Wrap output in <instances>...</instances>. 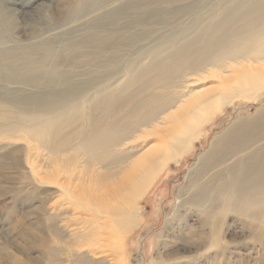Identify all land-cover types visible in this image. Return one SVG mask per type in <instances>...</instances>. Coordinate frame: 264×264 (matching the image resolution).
<instances>
[{"label": "rangeland", "instance_id": "1", "mask_svg": "<svg viewBox=\"0 0 264 264\" xmlns=\"http://www.w3.org/2000/svg\"><path fill=\"white\" fill-rule=\"evenodd\" d=\"M23 1L29 5L22 8ZM0 5L11 16L0 19V264H264V207L253 205V219L226 208L216 172L210 171L199 187L195 184L198 154L236 121L249 124L243 148L264 152V87L250 92V98H235L216 114L205 126L207 137L194 140L192 152L168 163L138 200L134 230L103 227L92 252L71 235L73 225L92 217L86 209L92 183L86 156L75 150L78 138L55 148L63 137L86 131L93 113L102 119L107 105L116 106L120 99L132 96L134 105L152 94L175 110L172 103L184 92L188 97L218 93L235 75L210 73L206 62L189 87L181 76L167 84L142 85L178 50L203 43L216 25L227 23L231 35L241 29L243 21L234 18L251 7V0H0ZM92 34L98 41L110 36L105 51L79 45ZM45 49L51 59L44 78L57 77L55 83L32 84L10 75L12 55L24 67L27 55L38 61ZM23 73L32 72L24 67ZM140 74L145 75L130 83ZM40 96L50 97L48 111H41ZM76 111L82 118H73ZM60 114L73 119L56 123L46 140L29 135L18 122V117L35 115L28 126L39 130ZM147 128L144 148L158 144L162 131ZM197 189L207 190L217 202L194 204ZM179 196L186 200L182 208L177 207ZM108 220L102 214L97 221L105 225Z\"/></svg>", "mask_w": 264, "mask_h": 264}, {"label": "bare ground", "instance_id": "2", "mask_svg": "<svg viewBox=\"0 0 264 264\" xmlns=\"http://www.w3.org/2000/svg\"><path fill=\"white\" fill-rule=\"evenodd\" d=\"M28 3L23 1L20 4L23 8L28 6ZM251 4L248 10L239 12L237 18H234L237 21L242 20L244 24L241 29L235 30L233 35L227 23L216 25L214 29L211 28L204 41L201 39L203 43L178 50L170 62L156 67L160 68L156 76L142 85V88H146L156 84H167L181 76L186 79L189 87L198 79L191 82L189 80L195 77L193 75L201 74L203 62H206L212 67L210 73L220 71L219 74L235 75L234 79L225 81L226 84L218 93L188 97L184 92L172 103L176 105L175 110H169L171 105L168 101H158V97L152 94L142 101L135 102L134 105H130L132 96L117 101L115 104L119 103V106L107 105L101 101L102 105H107V112L102 114V119H95L93 113L90 116L93 121L86 131L81 133L75 131L72 136L63 137L56 145L55 148L60 149L78 138L75 150L86 156L88 165L86 173L90 175L88 181L92 182L86 209L92 213V217H84L82 223H76L71 229V235L77 239L80 248H88L92 252L103 227L108 226V231L118 229L121 233L133 231L138 225L136 220L138 200L159 175L166 171L168 163L182 159L192 152L196 146L193 141L200 140L204 134L206 137L209 134L204 132L207 123L213 121L219 112L224 113L235 98L239 96L250 98V92H257L264 87V0H251ZM8 11V8L0 7V19L11 17ZM105 38L107 40L98 41L95 34H92L79 45L83 48L93 47L100 53L108 47L110 36ZM32 58L29 54L23 59L24 67L32 72L26 75L23 73L24 67L15 64L18 59L12 55L8 70L10 75L32 84H52L58 80L53 76L44 78V66L51 59L49 49L42 52L38 61ZM144 75L140 74L130 83L142 79ZM49 98L48 96L38 98V101H41V111H48L51 101ZM128 105L132 107L121 112V109ZM96 108L94 105L93 109ZM76 113L73 118H82L79 111ZM115 116L117 118H112ZM73 118L64 114L57 115L53 120L41 125L42 128L39 130L28 126L34 121L35 115L18 117V122L26 128L29 135L46 140L54 135L53 126L56 123H70ZM241 123L243 122L236 121L235 124L232 123V127L224 128V131L215 134L209 147L198 154L196 163L201 165L195 184L199 187L202 183L200 180L210 171L216 172L219 184L226 191V208L236 209L253 219L257 213L253 205L259 204L264 207V152L260 147L243 148L247 142L245 135L249 124ZM148 126L162 131L158 134V144L144 148L141 141ZM216 141H219L218 145H215ZM229 157L231 158L224 162ZM74 161L76 162V158L72 163ZM196 191L197 199L192 200L196 205L213 198L207 190ZM68 193L73 198H78L71 191ZM178 198L177 207H184L186 200L182 196ZM212 201L216 203L217 199L214 197ZM102 214L109 218L105 225L97 221ZM122 242L120 236L119 243ZM83 257L85 256H80L77 261ZM152 264L159 263L154 261Z\"/></svg>", "mask_w": 264, "mask_h": 264}]
</instances>
